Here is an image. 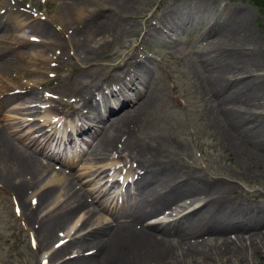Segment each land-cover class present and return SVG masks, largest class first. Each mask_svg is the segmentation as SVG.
Here are the masks:
<instances>
[{
  "label": "bare ground",
  "instance_id": "obj_1",
  "mask_svg": "<svg viewBox=\"0 0 264 264\" xmlns=\"http://www.w3.org/2000/svg\"><path fill=\"white\" fill-rule=\"evenodd\" d=\"M1 2L4 5V0ZM110 2L127 11L138 0ZM201 3L193 7L198 5L197 10L206 15L201 20L207 21L202 31L203 39L211 37L201 46L208 48L207 54L217 56L216 60L207 58L204 61L203 73L196 71V88L210 99L204 114L208 124L218 130L222 141L241 159V164L244 161L236 179L257 181L264 178V115L255 114L261 105L264 106V75L259 73V46L245 28L250 14L234 7L226 9L216 19L218 14H215L214 8L211 18L209 12L212 6L209 2ZM18 14L4 22L0 17V30L4 32V47L0 40V75L5 73L9 76L10 71L23 66V58L30 55L27 50L41 47L38 50L40 54L49 51L48 46L42 47L40 42L28 45L16 34L19 28L27 27L16 23ZM173 14L175 11H167L161 19L160 25L166 35L185 29L190 20L192 25L195 23L193 16L174 20ZM59 16H64L65 24L70 25H77L80 20V16L68 6L59 10ZM196 16L201 17L197 11ZM108 26L107 21L101 20L96 31L105 37L103 34H108ZM28 30L52 38L55 35L41 23L32 24ZM7 38L15 40L14 50L7 47ZM57 44L63 49L68 45L73 48L70 57L77 65L73 68L75 70L82 68L79 62L87 65L104 50V46L89 48L85 39ZM62 51L56 50L47 56L52 54L50 58H55V67L66 70L67 62L62 58ZM150 72L149 61L135 60L122 69L123 78L110 75L109 81L120 83L115 90L117 95L113 92L107 96L102 91V84L95 83L91 75L76 77L72 93L67 91L69 81L64 83L62 80L55 89L41 94L33 88L27 89V93L18 98L22 100L18 105L22 106L11 108V112L16 109L28 114L42 111L43 116L39 118L46 123H43V128L22 133L21 118L17 115L10 118L16 120L9 125L12 138L23 143L32 153L15 146L11 138L0 131V183L15 195L23 210L24 221L31 226L38 224L35 233L41 235V243L46 242L44 245H48L67 225L73 224L70 231L77 228L86 214L89 216L79 228L83 231L91 227L92 218L97 213L89 204L95 203L100 211L108 213L109 205L117 200L119 205L110 210V219L97 220L95 228L58 252L75 248L77 258L70 259L66 264H264V190L254 189L249 201L237 200V187L232 183L219 177L207 180L197 172L188 175L189 172L183 170L184 163L179 156L183 148L181 143L166 137L160 138L158 142L161 144L156 145L133 143L138 127L155 102ZM9 77L19 79L16 75ZM98 95H101L102 107L99 100L96 101ZM117 100L119 103H116ZM45 101L52 103L51 108H35L33 105ZM173 103L177 101L173 100ZM55 118L56 123L53 122ZM67 128H71L69 135ZM60 129L62 136L58 137ZM74 132L75 137L72 136ZM85 136L87 139L83 138ZM66 147L69 148L68 153H61ZM76 147L85 149L76 153ZM122 152H127L126 157L131 159L135 169L126 172L121 194L110 192L113 184L103 183L102 179L98 181L103 173L95 175L100 171L98 168L89 169H96L91 174L95 182L91 189L83 191L75 183L80 180V175L63 174L53 166L60 163L72 167L84 156L98 166L109 160L112 154H116L117 159ZM41 157L55 163H43ZM106 164L115 166L110 165L112 161ZM51 172L57 173L52 179L49 176ZM132 177L128 182L127 179ZM37 188L38 204L32 208L26 204V194ZM233 195L234 199L231 198ZM185 199L200 204L194 209L188 208L181 216L172 214L175 218L159 221L157 225L147 221L154 216L157 218L172 203ZM181 204L185 205L184 202ZM51 206L55 207L44 216H39L41 208ZM84 210L83 217L75 218ZM86 247L94 249L95 254L82 256Z\"/></svg>",
  "mask_w": 264,
  "mask_h": 264
},
{
  "label": "rangeland",
  "instance_id": "obj_2",
  "mask_svg": "<svg viewBox=\"0 0 264 264\" xmlns=\"http://www.w3.org/2000/svg\"><path fill=\"white\" fill-rule=\"evenodd\" d=\"M1 1L0 17H2L3 22L19 13L18 17L15 18V21L18 20L16 23L27 27L19 28L15 31L16 34L23 38L28 45L40 42L42 47L48 46L49 48V51L41 54L38 51L41 47L36 50H27L30 55L28 58H23L25 60L23 66L9 72V76L16 75L18 80L12 79L5 73L0 75V131L11 138L15 146L27 153H32L23 143L12 138L10 130H6L9 125L16 122L15 119H10L11 117L17 115L18 118H21L23 133L31 131L33 128L30 126L39 127L43 125L39 121H34L30 123L31 125L25 123L28 121L27 119L33 117V114H25L19 109L11 112V108L22 106L18 105L22 102L18 98L19 96L23 97L27 93V89L33 88L38 94H41L40 92H43L46 86H53L51 88L53 90L57 86L55 83L62 80L64 83L69 81L70 88L67 91L72 93L71 88L75 85V78L90 75L94 78L95 83L102 84L105 89H109L112 84H117L119 87V82L109 81L110 75L123 78L121 72L128 63L135 60L138 62L149 61L151 67L150 84L155 92V102L148 116L138 127L133 143L156 145L161 144L158 140L163 137L169 138L175 143H181L183 148L180 147L182 152L179 156L184 163L183 170L189 172L188 175L197 172L207 180L219 177L232 183L237 187L235 193L239 196L237 200H247L256 188L264 190V178L257 181L236 179L237 172L241 170V166L243 167L244 161L241 164V159L237 158L231 147L222 141L218 130L208 124L204 111L210 99L199 93L196 88V83H198L196 71L203 73L204 61L207 58L217 59L216 55L207 54V47L201 46L211 38L203 39L202 31L207 21L201 22V20L206 15L197 10L198 5L193 7L194 4H202L201 2H209L208 4L212 6L210 7L212 11L209 12L211 18L214 8H216L215 14H218L216 19L220 18V13L222 14L226 9L234 7L250 14L248 25H245V28L259 46L258 50H260L261 56L259 73L264 75V15L258 7L251 3L252 0H138L127 11L118 9L117 3H111L110 0H4V5ZM67 6L80 16L77 25L65 24V17L59 16V10L65 9ZM167 11L172 13L175 11L174 20L193 16L195 23L192 25L190 20V24L185 29L168 32L166 35L160 24L162 17L167 15ZM196 11L201 17L196 16ZM101 20L107 21L109 24L108 34H103L105 37L96 31L97 24ZM35 23L44 24L55 33L54 37L29 31L28 27ZM78 39H85L91 49L104 46V50L87 65L79 62L82 68L75 70L73 68L77 65L73 62L74 59L70 57L73 48L68 45L63 49L57 43L70 44ZM0 40L2 41L1 45H3L4 32L1 30ZM6 40L7 47L14 50L16 47L15 40L9 38ZM61 49L63 50L62 58L67 62L66 70L51 67L50 56L53 55L47 56L50 52ZM22 50L26 51L25 48ZM51 74L56 77H49ZM26 84L30 86L27 88ZM18 86L21 89H17ZM4 87H6L5 93ZM97 99L100 101L99 106L102 107L101 95H98ZM173 100H176L177 103L174 104ZM116 103H119V100ZM87 113L90 115L89 111ZM255 114L264 115V106L261 105ZM26 115L31 116L24 117ZM35 124L37 126H34ZM81 149H85V147L78 148L77 151ZM126 155L127 152H122L121 156L116 159V154H112L109 160L98 166L87 161L85 156L78 159L72 167L57 164L56 166L60 167L57 169L63 174L70 172L80 175V180L75 183L77 188L85 191L91 189L95 182L91 174L96 169L90 171L91 167L100 170L95 175H99L103 171L99 176L101 179L107 174L110 175L112 170H108L110 166L106 164L110 161H112L110 164L112 166L116 162H118L116 166H119L122 162L124 165L126 164L125 169L127 166L130 169L135 168L131 159ZM56 174L51 172L49 176L52 179ZM109 179H111L110 176L103 182ZM37 190L39 189L26 194V204L33 208L37 202L35 194ZM234 197L233 195L231 198L234 199ZM182 202L185 203L186 208L185 205L177 206ZM180 203L171 206L172 210L167 209L169 207L165 208L167 210L162 218L164 219L171 211L172 213L182 210L184 212L194 206L193 203L189 206V199ZM90 206L96 209L98 216L110 218L105 212L98 209L97 204L91 203ZM53 208L54 206L46 209L41 208L39 216H44ZM16 209L18 211L14 213ZM22 211L15 195L4 189V185L0 183V264H40L39 260L42 254L56 244V238H53L48 245H44L46 242L41 243V235H35L34 232L37 230L38 224L34 223L32 226H28L24 222ZM168 218H173V216H168ZM89 230L90 228L78 232L74 237L87 233ZM32 239L38 244L36 249L30 244ZM85 249L86 251L82 255L91 256L92 254H86L88 252L94 253L91 247ZM63 256H65L64 259L76 257L75 249L71 248L59 253L61 258H57L58 261ZM48 260L51 264L50 258ZM54 260V264L57 263L56 259Z\"/></svg>",
  "mask_w": 264,
  "mask_h": 264
},
{
  "label": "trees",
  "instance_id": "obj_3",
  "mask_svg": "<svg viewBox=\"0 0 264 264\" xmlns=\"http://www.w3.org/2000/svg\"><path fill=\"white\" fill-rule=\"evenodd\" d=\"M254 3L258 4L259 7L264 11V0H254Z\"/></svg>",
  "mask_w": 264,
  "mask_h": 264
}]
</instances>
